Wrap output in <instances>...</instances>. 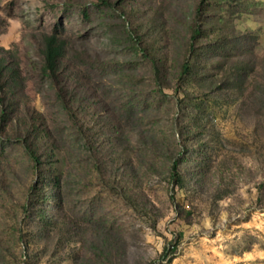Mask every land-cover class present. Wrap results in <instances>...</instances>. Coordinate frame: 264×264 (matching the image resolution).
Instances as JSON below:
<instances>
[{"label": "rangeland", "instance_id": "obj_1", "mask_svg": "<svg viewBox=\"0 0 264 264\" xmlns=\"http://www.w3.org/2000/svg\"><path fill=\"white\" fill-rule=\"evenodd\" d=\"M110 1L0 0V264H264V0Z\"/></svg>", "mask_w": 264, "mask_h": 264}, {"label": "trees", "instance_id": "obj_2", "mask_svg": "<svg viewBox=\"0 0 264 264\" xmlns=\"http://www.w3.org/2000/svg\"><path fill=\"white\" fill-rule=\"evenodd\" d=\"M103 3L111 6H118L116 3L111 2L110 0H102ZM200 27L195 26L192 34V46H194V39L197 38ZM5 48L0 45V86L4 90L5 93H12L15 90V81L16 74L15 68L11 64H6L5 59L7 55L4 53ZM64 53V43L54 39L52 36L47 38L46 44L44 47V56H45V66L44 69L47 74L53 79H57V72L59 69L60 58ZM185 69H188L187 64L184 65ZM234 69L235 71H229ZM229 72H231L232 79H229ZM254 75V79L248 80L249 71L237 70L234 66L225 67V71L223 73V77L219 84L222 82L228 84L230 88L237 91L239 97L243 98L245 105H247L248 114L253 117V121L262 125L263 138H264V66L263 71H251ZM247 83V85H246ZM237 88V89H234ZM11 97V96H10ZM74 96H71V100H74ZM9 103L11 104V98H9ZM12 108V105L10 106ZM258 112V113H256ZM10 112H6L3 115V118H9ZM33 152V156L36 162H40V158L38 153L31 149ZM264 169V163H263ZM171 177L173 182L181 183L182 177L179 174L177 162H173L171 167ZM264 185V182L262 183ZM147 264H153L149 262Z\"/></svg>", "mask_w": 264, "mask_h": 264}]
</instances>
